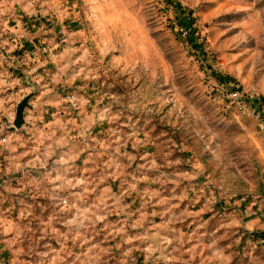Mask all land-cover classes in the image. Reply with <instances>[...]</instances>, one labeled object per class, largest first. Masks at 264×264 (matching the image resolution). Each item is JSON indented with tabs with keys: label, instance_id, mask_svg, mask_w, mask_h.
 I'll return each instance as SVG.
<instances>
[{
	"label": "rangeland",
	"instance_id": "obj_1",
	"mask_svg": "<svg viewBox=\"0 0 264 264\" xmlns=\"http://www.w3.org/2000/svg\"><path fill=\"white\" fill-rule=\"evenodd\" d=\"M0 17L30 78L15 119L33 95L0 151V264H264L245 230L264 0H0Z\"/></svg>",
	"mask_w": 264,
	"mask_h": 264
},
{
	"label": "crops",
	"instance_id": "obj_2",
	"mask_svg": "<svg viewBox=\"0 0 264 264\" xmlns=\"http://www.w3.org/2000/svg\"><path fill=\"white\" fill-rule=\"evenodd\" d=\"M0 28H2V25H5V17H0ZM0 35L3 36V34L0 32ZM1 39V36H0ZM7 45L4 44V42H0V65L2 68L7 70L9 67L10 71L4 74L3 77H0V121L4 120V118L8 115L11 110H13V102L17 101L25 92H27L28 88L26 87L28 79H30L28 76H21L22 74H19V77L16 78L13 75L12 67H10L11 63L15 64L13 60L14 50H12V46H3ZM7 68V69H6ZM14 77V78H13ZM41 97V94L39 93V96L36 98L37 100ZM8 111V112H7ZM13 130H10L8 133V143H10L11 138L13 137ZM9 145V144H8ZM7 145V147H8ZM6 147V148H7ZM3 147L0 148V151ZM251 211V210H250ZM249 219L247 221V225L245 227V230L247 233L252 234L254 232L262 233L264 231V216L262 212H257L255 216H253V212H249Z\"/></svg>",
	"mask_w": 264,
	"mask_h": 264
},
{
	"label": "built area",
	"instance_id": "obj_3",
	"mask_svg": "<svg viewBox=\"0 0 264 264\" xmlns=\"http://www.w3.org/2000/svg\"><path fill=\"white\" fill-rule=\"evenodd\" d=\"M176 32L178 36L186 41L188 44L190 43V39L195 41L197 40L196 32L195 30L192 31L190 29H187L185 27L179 26L176 28ZM198 42V41H197ZM5 74L3 68L0 65V77H3ZM234 98H238L237 93L232 94ZM252 113L256 116L259 122L260 129L264 131V102L261 98H253L252 100ZM15 122V114L8 113V115L4 118V120L0 121V148L5 146L8 142V133L10 130H14ZM262 213L264 214V205L262 206Z\"/></svg>",
	"mask_w": 264,
	"mask_h": 264
},
{
	"label": "water",
	"instance_id": "obj_4",
	"mask_svg": "<svg viewBox=\"0 0 264 264\" xmlns=\"http://www.w3.org/2000/svg\"><path fill=\"white\" fill-rule=\"evenodd\" d=\"M32 97L33 95L27 96L18 105L17 110H16V119L14 122V126L16 129L22 128V126L25 124V119H24L25 110L28 107H30L29 101Z\"/></svg>",
	"mask_w": 264,
	"mask_h": 264
},
{
	"label": "trees",
	"instance_id": "obj_5",
	"mask_svg": "<svg viewBox=\"0 0 264 264\" xmlns=\"http://www.w3.org/2000/svg\"><path fill=\"white\" fill-rule=\"evenodd\" d=\"M189 25H191V24H189ZM189 25H184V26H182V27H185V28H187V29H190L191 31H192V28H191V26H189ZM192 42V40L190 39V43Z\"/></svg>",
	"mask_w": 264,
	"mask_h": 264
}]
</instances>
